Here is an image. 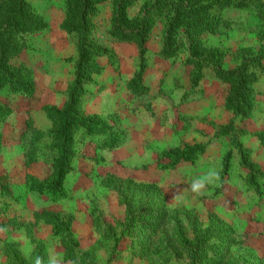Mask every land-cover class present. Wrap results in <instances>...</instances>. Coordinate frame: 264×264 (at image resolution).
Returning <instances> with one entry per match:
<instances>
[{"label":"rangeland","instance_id":"1","mask_svg":"<svg viewBox=\"0 0 264 264\" xmlns=\"http://www.w3.org/2000/svg\"><path fill=\"white\" fill-rule=\"evenodd\" d=\"M27 1L45 27L8 62L29 70L30 86L0 87V264H264V56L244 116L214 68L194 70L184 33L165 59L156 21L143 62L109 33L115 0L98 2L91 37L104 52L74 112L104 131L73 133L57 186L50 114L75 90L78 38L61 28L66 0ZM260 12L230 6L199 36L223 69L261 54Z\"/></svg>","mask_w":264,"mask_h":264},{"label":"trees","instance_id":"2","mask_svg":"<svg viewBox=\"0 0 264 264\" xmlns=\"http://www.w3.org/2000/svg\"><path fill=\"white\" fill-rule=\"evenodd\" d=\"M103 1L106 0H66V18L61 28L77 35L79 59L75 67L73 83L75 90L70 93L69 102L63 110H55V116L50 114L58 120L57 140L62 142V151L54 165L57 186L64 176L67 150L72 142L73 133L80 127H85L90 132L104 131L102 128H94L92 119L86 122L74 112L77 98L82 93V85L90 80L92 74L100 70L96 58L101 56L104 50L96 45L91 37L93 28L91 19L95 5ZM136 1L115 0L110 35L122 41L135 42L144 62V43L149 39L148 36L156 21L161 20L165 27L163 48L160 52L165 59L175 54L178 49L177 39L184 33L191 43L189 62L194 64V70L200 71L203 65L214 68L216 74L231 86L228 104H236L244 116L248 115L251 108L250 90L257 79L256 68L260 66L261 58L264 56V45L261 54L251 62L243 61L236 70H225L217 58L219 51L205 48L199 36L215 33L223 22L222 10L230 6L241 8L255 2L256 7L261 10L259 18L264 22V0H146L140 14L130 17L128 11ZM44 27V21L27 0H0V87L8 85L17 91L30 86L29 70L22 67L12 68L8 62L24 49L22 39L24 35ZM262 142L264 146V141ZM223 233L220 232V239Z\"/></svg>","mask_w":264,"mask_h":264},{"label":"clouds","instance_id":"3","mask_svg":"<svg viewBox=\"0 0 264 264\" xmlns=\"http://www.w3.org/2000/svg\"><path fill=\"white\" fill-rule=\"evenodd\" d=\"M202 186H203L202 183L196 182V183L193 184L192 190L194 192H198ZM37 264H39V261H37Z\"/></svg>","mask_w":264,"mask_h":264}]
</instances>
